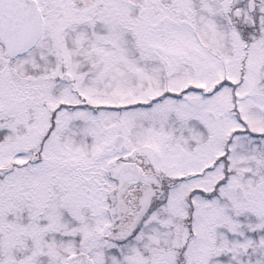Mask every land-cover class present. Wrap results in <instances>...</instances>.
I'll return each instance as SVG.
<instances>
[{
	"label": "snow or ice",
	"instance_id": "1",
	"mask_svg": "<svg viewBox=\"0 0 264 264\" xmlns=\"http://www.w3.org/2000/svg\"><path fill=\"white\" fill-rule=\"evenodd\" d=\"M0 264H264V0H0Z\"/></svg>",
	"mask_w": 264,
	"mask_h": 264
}]
</instances>
